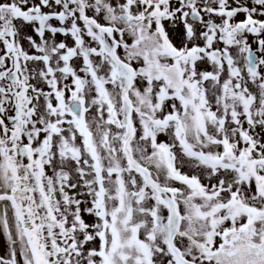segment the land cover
<instances>
[{
	"label": "snow or ice",
	"instance_id": "1",
	"mask_svg": "<svg viewBox=\"0 0 264 264\" xmlns=\"http://www.w3.org/2000/svg\"><path fill=\"white\" fill-rule=\"evenodd\" d=\"M0 234V264H264V0H0Z\"/></svg>",
	"mask_w": 264,
	"mask_h": 264
},
{
	"label": "rangeland",
	"instance_id": "2",
	"mask_svg": "<svg viewBox=\"0 0 264 264\" xmlns=\"http://www.w3.org/2000/svg\"><path fill=\"white\" fill-rule=\"evenodd\" d=\"M58 39H63V37L62 36H58ZM253 88L255 87V86H252ZM95 115V112L93 111V112H90L89 114H88V118L91 120V118L93 117ZM183 171H188L189 169L187 168V167H185V168H183L182 169ZM5 240H6V238L2 235V234H0V247H2L3 246V244L5 243Z\"/></svg>",
	"mask_w": 264,
	"mask_h": 264
}]
</instances>
